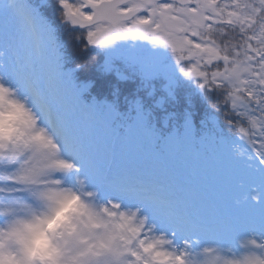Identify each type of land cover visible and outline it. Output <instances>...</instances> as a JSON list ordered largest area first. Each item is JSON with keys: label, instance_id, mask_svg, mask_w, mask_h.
Listing matches in <instances>:
<instances>
[{"label": "snow or ice", "instance_id": "obj_1", "mask_svg": "<svg viewBox=\"0 0 264 264\" xmlns=\"http://www.w3.org/2000/svg\"><path fill=\"white\" fill-rule=\"evenodd\" d=\"M65 201L58 264H264V0H0V264Z\"/></svg>", "mask_w": 264, "mask_h": 264}, {"label": "clouds", "instance_id": "obj_2", "mask_svg": "<svg viewBox=\"0 0 264 264\" xmlns=\"http://www.w3.org/2000/svg\"><path fill=\"white\" fill-rule=\"evenodd\" d=\"M75 201H65L52 215L32 220L22 226L25 237L24 259L6 257L4 264H58L60 250L56 246V233L75 208Z\"/></svg>", "mask_w": 264, "mask_h": 264}]
</instances>
